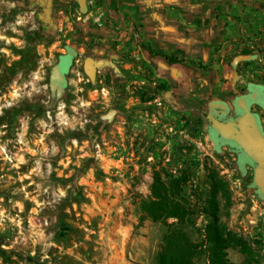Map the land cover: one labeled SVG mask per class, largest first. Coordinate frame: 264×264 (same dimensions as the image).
<instances>
[{
  "label": "rangeland",
  "instance_id": "obj_1",
  "mask_svg": "<svg viewBox=\"0 0 264 264\" xmlns=\"http://www.w3.org/2000/svg\"><path fill=\"white\" fill-rule=\"evenodd\" d=\"M250 85L264 86V0H0V264H156L172 230L204 243L213 173L221 223L264 264V198L208 132L212 103ZM183 173L194 213L144 215L156 175Z\"/></svg>",
  "mask_w": 264,
  "mask_h": 264
},
{
  "label": "trees",
  "instance_id": "obj_2",
  "mask_svg": "<svg viewBox=\"0 0 264 264\" xmlns=\"http://www.w3.org/2000/svg\"><path fill=\"white\" fill-rule=\"evenodd\" d=\"M148 50H152L151 46H148ZM154 53L166 57L170 62H178L175 56L163 50ZM188 180L186 173L169 181H164L157 174L152 187V198L141 203L144 215L155 222H166L170 218L179 222L187 220L194 213L188 199L182 194L183 186ZM220 194L229 201L225 182L213 173L209 204L206 208L210 220L205 227L204 243H195L181 230H172L166 236L164 249L157 255L156 264H197V259L203 253H207L210 264H235L228 258V250L231 247H240L241 251L249 256L245 264L252 262V248L220 221Z\"/></svg>",
  "mask_w": 264,
  "mask_h": 264
},
{
  "label": "water",
  "instance_id": "obj_3",
  "mask_svg": "<svg viewBox=\"0 0 264 264\" xmlns=\"http://www.w3.org/2000/svg\"><path fill=\"white\" fill-rule=\"evenodd\" d=\"M52 80L65 81L60 64L53 68ZM256 88L261 90L260 87L253 86L255 92ZM251 100L252 98L248 96H242L236 100L239 109L243 112L236 121L222 118L228 110L226 104L212 103V112L209 115V137L218 146L227 144L236 147L242 155L245 153L255 162L254 184L264 196V132L249 106Z\"/></svg>",
  "mask_w": 264,
  "mask_h": 264
},
{
  "label": "flooded vegetation",
  "instance_id": "obj_4",
  "mask_svg": "<svg viewBox=\"0 0 264 264\" xmlns=\"http://www.w3.org/2000/svg\"><path fill=\"white\" fill-rule=\"evenodd\" d=\"M69 56H70V54L61 56L60 59H59V63H58V64L61 65L62 77L64 78L65 81H66V74L67 73L63 70V66H64V63L66 61V58L65 57H69ZM253 86L260 87L263 95H261V93L258 92L257 95H261V96L260 97L259 96H256V92L253 90ZM242 96H248V97H251L252 98V100L249 103V106H250L251 109H252V106L253 105L256 108H264V98H263V96H264V86H260V85H250L245 91H243L240 94V96H236V97H233L232 98V101L227 105L228 106V110H227L226 114L222 116V118L224 120L233 119V120L236 121L243 114V112L239 109V107H238V105L236 103V100L238 98L242 97ZM219 111H221L220 108H219ZM252 112L256 116V118H257V120H258V122H259V124H260V126H261V128L263 130V132H264V122H263V117H262V114H261L260 110L254 111L252 109ZM208 132H209V122H208ZM215 146L218 149L219 148H225V149H227L228 151H230L232 154H234L237 157V160L239 161V164L241 166L246 165L247 168L250 169V176L253 179V185L255 186V184H254V173H255L254 166H255V162H253L251 159H244V160H242V158H241L242 154L240 153L239 149H237L234 146L227 145V144H221L220 146H218V144H216ZM256 189L258 190L257 187H256ZM258 192H259V190H258ZM259 194H260V192H259ZM260 196L262 198H264V196H262L261 194H260Z\"/></svg>",
  "mask_w": 264,
  "mask_h": 264
},
{
  "label": "crops",
  "instance_id": "obj_5",
  "mask_svg": "<svg viewBox=\"0 0 264 264\" xmlns=\"http://www.w3.org/2000/svg\"><path fill=\"white\" fill-rule=\"evenodd\" d=\"M154 19H155L156 21H159L160 23H167V22H168V21H167L166 19H164L161 15H155V16H154ZM160 28H161V30H163L164 33H165V34L163 35V38H164L165 40L171 39L172 37L175 38V39L178 40V41H182V40H183V38H181L180 36H177V35L171 36L170 34H168L169 32H167V31H166V28H163V26H161ZM175 32L177 33L178 31L175 30ZM170 36H171V37H170ZM164 51H165V50H164Z\"/></svg>",
  "mask_w": 264,
  "mask_h": 264
},
{
  "label": "bare ground",
  "instance_id": "obj_6",
  "mask_svg": "<svg viewBox=\"0 0 264 264\" xmlns=\"http://www.w3.org/2000/svg\"><path fill=\"white\" fill-rule=\"evenodd\" d=\"M258 92H260L261 93V95H263L262 94V91L261 90H259V88H256V96H261V95H257V93ZM216 145V144H215ZM218 147V146H217ZM241 158H242V160H244V159H250L245 153H243V155L241 156Z\"/></svg>",
  "mask_w": 264,
  "mask_h": 264
}]
</instances>
